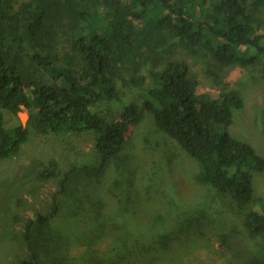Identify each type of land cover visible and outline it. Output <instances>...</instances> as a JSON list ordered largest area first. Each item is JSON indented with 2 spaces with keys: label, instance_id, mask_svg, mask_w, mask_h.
<instances>
[{
  "label": "trees",
  "instance_id": "16d2710c",
  "mask_svg": "<svg viewBox=\"0 0 264 264\" xmlns=\"http://www.w3.org/2000/svg\"><path fill=\"white\" fill-rule=\"evenodd\" d=\"M180 48L211 79L241 68L246 86L253 71L264 80V0H0V167L34 136L91 134L99 154L66 173L34 161L26 180L0 178L5 204L34 182L59 185L52 213L12 232L28 251L16 264H187L213 235L231 264H264V155L231 132L244 95L199 94L190 65L171 60ZM22 107L27 126L9 130ZM148 120L199 165L195 201L176 191L158 138L141 136L158 163L128 139Z\"/></svg>",
  "mask_w": 264,
  "mask_h": 264
},
{
  "label": "rangeland",
  "instance_id": "374dc122",
  "mask_svg": "<svg viewBox=\"0 0 264 264\" xmlns=\"http://www.w3.org/2000/svg\"><path fill=\"white\" fill-rule=\"evenodd\" d=\"M126 2L128 0H122ZM174 62H186L190 65L199 87L198 92L203 96H211L213 99L221 95L236 90L242 92L245 98V108L243 112L237 113L232 134L246 142L253 144L261 155H264V80L261 74L253 71L251 75L257 80L254 85L246 86L247 72L241 68H232L226 72L224 77L218 74L216 80L207 77L202 64L191 57L184 49H178L171 58ZM150 84V83H148ZM141 93V92H140ZM112 111V113H111ZM99 112L110 115L111 119L118 118L120 111L118 107H99ZM20 113L30 114L29 110L23 109ZM22 120L18 115L8 114L6 126L9 130L22 125ZM155 129L151 120H148L138 132L131 130L128 134L129 140H134L139 156L147 162L156 161L163 157H157L152 151L144 149V141L141 136L150 135L151 138H158L154 133ZM158 136V135H157ZM161 145L160 151L169 157L171 166V178L176 191L184 202H193L197 199L200 188L195 182L199 173V165L181 151L172 140L166 141L158 138ZM95 145V138L91 134L81 136H34L31 143L25 148L20 158L9 161L0 167V178L4 180L19 179L26 180L29 177L26 170L30 169L32 162L37 161L39 165L50 161L59 164L61 172H68L71 167H82V165H97L99 159ZM27 170V171H28ZM1 185V184H0ZM256 188L259 197L264 199V176H257ZM59 191V185L55 182L38 183L26 185L22 190V195L15 200L19 203H4L5 191L0 186V264H16L21 258L27 255V249L22 248L21 239L16 240L12 232L18 235L25 232V227L29 221L35 220L36 213L49 215L52 213V203L54 196ZM10 193V192H9ZM8 193V195H9ZM155 199V196H151ZM22 200V201H21ZM18 213L24 221L16 223L12 215ZM234 215V214H233ZM232 217L236 220L235 216ZM236 223V222H234ZM209 250H199L187 257V264H231L232 252L222 246V241L215 235L212 236ZM22 245V246H21ZM107 246V244H105ZM105 245L102 246L105 249ZM84 248L75 247L74 254H79Z\"/></svg>",
  "mask_w": 264,
  "mask_h": 264
},
{
  "label": "water",
  "instance_id": "95a60500",
  "mask_svg": "<svg viewBox=\"0 0 264 264\" xmlns=\"http://www.w3.org/2000/svg\"><path fill=\"white\" fill-rule=\"evenodd\" d=\"M22 109H25V107H22ZM19 117L21 118V120H22V125L24 126V127H26L27 126V124H28V122H29V120H30V115H28V114H24V113H19Z\"/></svg>",
  "mask_w": 264,
  "mask_h": 264
}]
</instances>
